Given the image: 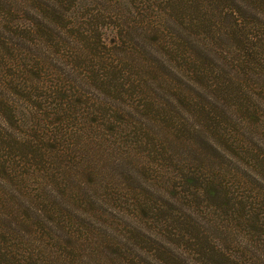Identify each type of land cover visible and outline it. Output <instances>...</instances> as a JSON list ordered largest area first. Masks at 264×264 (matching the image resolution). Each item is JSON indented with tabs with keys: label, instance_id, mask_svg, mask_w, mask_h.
<instances>
[{
	"label": "trees",
	"instance_id": "16d2710c",
	"mask_svg": "<svg viewBox=\"0 0 264 264\" xmlns=\"http://www.w3.org/2000/svg\"><path fill=\"white\" fill-rule=\"evenodd\" d=\"M0 264H264V0H0Z\"/></svg>",
	"mask_w": 264,
	"mask_h": 264
},
{
	"label": "rangeland",
	"instance_id": "374dc122",
	"mask_svg": "<svg viewBox=\"0 0 264 264\" xmlns=\"http://www.w3.org/2000/svg\"><path fill=\"white\" fill-rule=\"evenodd\" d=\"M104 35L108 39L110 37H113L115 35V33H114V31L112 29H105V34ZM110 151H111V149L109 150V154L108 153H103V152H97V154H96L97 155L96 158L100 162L99 163V166H102L103 165L102 166V169H101L102 174L100 175L103 178L100 180V184H106L108 186L107 188H105L104 186H99L98 192L101 193V194L106 193L111 188L114 189V190H119V191H126V190L128 191L129 188H130V183H125V182L124 183H121L123 180L119 176H118L119 178H117V180L115 179V176H114L115 173L112 171V168L107 164L109 162L108 160L110 158L105 161V157L112 156ZM111 179H113V181L116 180V182L119 183L118 186L115 185L111 181ZM118 194H119L118 192L114 193V195H118ZM92 198L94 200L92 205L95 206V207H97V209L99 210V212L103 213L106 210L104 212L103 221L105 223H107L108 225H110L113 229L119 228V227H117L116 221L115 220H111V216H118L115 213V210H114V208L117 207V206H115V204L118 201H115L113 199H110L108 201H105V200L99 201L96 198L94 199L93 196H92ZM82 199H83V195H77V194H75L74 195V202H71L72 208H74L75 210H77V214L79 215V217L75 218L76 221L73 222V227L72 228H75V227H78V226H82V225H84V224H86L88 222V220L86 218H84L83 220H81L83 217H85L84 211L86 210V208L90 211V209L87 207V204H86V206L84 205V203L82 202ZM122 211H124L126 213V210L121 209V212ZM80 220H81V222H79ZM117 222H119V221H117ZM100 227L103 228L105 226H99V228Z\"/></svg>",
	"mask_w": 264,
	"mask_h": 264
}]
</instances>
